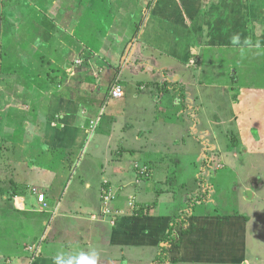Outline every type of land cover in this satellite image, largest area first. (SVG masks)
<instances>
[{
	"label": "crops",
	"instance_id": "obj_1",
	"mask_svg": "<svg viewBox=\"0 0 264 264\" xmlns=\"http://www.w3.org/2000/svg\"><path fill=\"white\" fill-rule=\"evenodd\" d=\"M198 16H202L200 23L195 22L194 17ZM218 20L230 23L232 32L225 36L215 25L223 24ZM261 22L264 24V0H0V49L10 47L18 62L13 69L17 85L14 93L10 92L16 99L7 101L16 102L13 104L16 111L7 109L3 116L26 119L16 121L15 125L1 124V131L5 129L7 136L10 134L7 143L22 147L25 153L23 158H15V162L8 161L15 166L10 176L9 170L14 168L5 169L9 181L19 186L21 196L1 201L3 208L14 214L17 229L15 225L12 229L19 231L23 240L38 237L41 240L46 234L44 252L47 255L49 251L47 256L50 257H42L36 264H58V261L81 264L82 260L91 261L95 257L124 255L125 244L140 238L163 246L160 240L170 219L157 227L153 222V217L157 216L152 212L153 206L147 216L136 220L130 211L124 214L118 198L106 201L105 206L112 203V209L122 211L124 216L120 218L113 212L109 216V212L104 211L108 213L106 216L101 208V183L107 180L118 197L130 185L129 176L132 178L124 171L126 160L129 161L126 153L142 157L134 159L130 165L142 164L145 160L143 164L152 172L157 168L151 160L155 159L154 154L165 152L161 149L162 140L180 138L184 143V132L187 138L199 144L196 156L213 160L218 169L227 161L239 160L236 152L226 154L221 148L223 142L213 131L215 123L205 122L201 117L203 106L197 105L195 100L198 91L200 89L204 98L215 85L212 82V85L197 87L198 73L203 71V68L198 70L202 60L199 50L232 49L239 56L238 50L248 52V48H258L260 54L253 56H262L264 44L260 45L262 40L259 41L262 29L258 28ZM253 25H257L254 30ZM185 31L196 34L194 43L184 39ZM80 33L89 39L88 44L80 43L83 54H88L85 57L74 53ZM234 37L239 38L237 43H233ZM88 46L105 50L104 56L90 58L93 53ZM25 54L30 55L32 61L41 58L38 59L41 68L25 60ZM120 54L122 57H116ZM76 56L82 57V64L76 61ZM246 60L248 58H244ZM51 61L54 65L43 66ZM176 75L175 80L181 84L172 86H182L181 89H165L164 85ZM113 80L121 85L123 97L107 100L109 95L104 87ZM186 85L190 86L187 93ZM3 86L4 90L8 88L0 77V93L9 95L3 91ZM261 95L264 96L261 86L225 88L224 97L231 105V119L238 131L242 129L245 133L255 129L257 132L258 124L263 126L264 108L253 107L256 114L251 115L247 103H258L257 96ZM7 102L5 108H8ZM92 121L95 122L93 127ZM256 132L251 133L256 135L254 140L243 139L242 142H247L243 145L244 153L263 158V147L257 145L260 135ZM15 136L17 141L13 143ZM145 137L149 139H143ZM223 137L229 139V135ZM88 162L93 166L89 167ZM207 173L209 176L210 172ZM76 175L83 191L74 187L72 192L81 198L82 193L92 189L95 193H92L91 203H64L61 195L55 202L57 194L65 192L70 179ZM41 193L49 205L47 209H41L37 201V194ZM245 199H250V195ZM97 203L98 210L94 211ZM81 209L85 211L80 213ZM33 217L35 223L31 222ZM12 229H0V234L13 232ZM198 229L193 228L192 234L200 244L209 233L201 237L203 227ZM83 230L86 235L79 234ZM52 242L53 247L61 245L57 249H66L68 253L52 255L49 250ZM30 244L25 243V246ZM146 244L151 246L149 241ZM113 246L117 248L113 250ZM169 247L178 250L179 242ZM156 255L149 257V264ZM167 256L169 263L176 261L175 257ZM215 258L219 259L216 255Z\"/></svg>",
	"mask_w": 264,
	"mask_h": 264
},
{
	"label": "rangeland",
	"instance_id": "obj_2",
	"mask_svg": "<svg viewBox=\"0 0 264 264\" xmlns=\"http://www.w3.org/2000/svg\"><path fill=\"white\" fill-rule=\"evenodd\" d=\"M183 3L186 4L185 2ZM190 18L189 16V19ZM194 18L197 23H200L202 20V16ZM218 21L222 22L221 20ZM207 23H209V19ZM222 23L223 24L215 25L220 27L224 32L223 34L226 36L232 32V30H230L232 25L227 21ZM215 25H213V27ZM256 26L253 25L252 29H256ZM258 28L262 29V34L259 35V41L262 40L260 45H263L264 24L262 22L259 23ZM96 29H98V25ZM61 35H63V33ZM196 37V34L193 32H184V39H189V41L193 43L196 41ZM77 38L80 40H76L77 50H75L74 53L83 54L80 43L88 44L89 39L81 33ZM71 41L74 40L72 39ZM87 49L89 52L93 53V56L90 58L103 55V51H105L96 50L94 47L90 48L89 46ZM260 50L261 49L258 48H248V52L238 50L239 56H237L236 51L232 49L207 47L199 50V56L202 60L198 70L203 68V71L198 73L200 79L196 81L197 87L199 89L200 86L212 85V82H214L215 85L214 88L208 89L204 94V98L200 95V89L198 91V97L195 100L197 105L203 106L201 117L205 122L209 121L211 124L215 123L216 127L213 128V131L219 137L218 139L223 142L221 148L226 150V154L236 152L239 155V160L227 161L224 163L223 168L221 167L218 169L216 167V162L213 160L209 161L208 159H202V157L200 158L202 155H200L199 158L196 156V148L200 146H198L199 144L195 142V140L192 141V139L187 138L184 132V143L180 142V138H176L175 140L167 136L165 140H162L160 145L161 149L165 152L163 155H159V153L154 154L156 157L151 160L152 164L154 163L153 165L157 168L155 169L153 167V173L151 172L152 174L148 177L145 175V172L149 171L151 168L143 164L145 160L142 164L134 162L130 165L134 159L141 160L142 157H138L136 153L135 155L126 153L125 155L129 157V161L128 159L126 160L124 171L131 175L132 178L129 176L131 183L123 192L119 193L118 197L113 187H109V199L111 198V200H113L118 198L123 205L124 214L130 211L137 217L136 220H139V217L134 211L136 204L146 205V202L147 204L155 202L152 212H156L157 216L153 217V222L157 227L163 225L166 219H171L170 221L174 224L176 222L186 221L184 226L178 225L176 230L179 249L176 250L173 248L174 251L171 250L169 244L167 245L169 248V253L167 252V254L170 258L175 257L176 261H171L170 263L165 261L163 264H264V155L263 158H257L244 153L245 148H243V145L246 146L247 142H242L243 139L254 140L256 135H251V133L256 132V130L253 129L245 133L242 129L238 131L234 121L231 119V105L224 97V90L227 87H231L233 90L236 86L264 87V55L257 56L258 59L253 56L260 54ZM113 55L115 56V53ZM122 55L123 54L119 56L116 55V57H122ZM24 56V59L33 62L35 67H40L38 65L40 63L38 62L39 58L32 61L30 55L25 54ZM85 56H88V54H83V57ZM81 58L82 57H75L76 61L80 64L83 63ZM244 58H248V60L245 62ZM40 60L41 58L39 61ZM17 64L18 62L10 47L7 49H0V77L4 79L8 86V88L4 90V85L2 89L9 93L7 96H3V93H0V189H2V191L0 190V229L3 230H11L14 225L17 229V222L14 219V214L10 209L3 208V203L1 201V199H9L8 192L13 193L11 182L9 181V177H7L5 169H9V167L14 168L9 170L10 176L13 171H15V166L8 161L12 159L13 162H15V158H19V156L23 158L25 154L22 151V147L19 148L18 145L7 143V137H9L10 134L8 133L7 136V133L4 132L5 129L1 131V124L8 125L9 123H13L15 125L16 121L26 120L16 115H13L15 117L11 115L10 118L3 116L4 111H7V109L16 111L15 107L13 108V104L16 102L11 103L7 101L16 99L13 95H10V92L14 93L15 85H17L15 82L16 75L13 71V69L17 67ZM224 64H229L230 66L227 65L225 67ZM51 65H54L52 61L47 62L43 66L47 67ZM230 67L231 69L228 71L227 68ZM118 69L119 68H117V70ZM2 70L3 72H1ZM176 77L177 75L168 81V83L164 85V88L173 91L180 90L182 86L179 88L173 87L174 85L181 84L180 81L175 80ZM102 84L104 86L106 85L105 82H102ZM111 84L106 88L104 87L107 93L110 90ZM185 87L187 93L190 86L186 85ZM183 89H185L184 86ZM23 90L25 89H22V91ZM238 91L240 92V90ZM122 97L123 90L121 97L109 96L107 100L119 99ZM257 99L259 100L258 103L251 101L247 102L250 105L249 111L251 115L256 114L253 112V107H259L260 109L264 108V96H257ZM5 102H7L8 108H5ZM102 109L100 110V116L103 114ZM243 113H245L244 110ZM171 116L173 120H176L173 115ZM258 125L259 127L256 133H259L260 140L256 142L257 145L263 147L262 149L264 151V123L263 126H260V124ZM171 132L172 134L175 133L172 129ZM246 134H248V136ZM228 135L229 139L223 137H227ZM235 136L238 137L239 140L236 139ZM15 138L16 136L13 139V143L17 141ZM143 139L149 138L145 137ZM153 139L155 140V138ZM150 140L154 141L152 139ZM224 142L226 143L224 144ZM44 157L47 158L46 156ZM87 164L89 167L93 166L92 162H88ZM55 165L57 164H52V166ZM138 169H140V173L136 171ZM194 170L196 172L195 174L193 173ZM217 171H219V174H216ZM207 172H210L209 176H207ZM14 175L15 180L18 181L19 178L17 173ZM70 180L71 183L69 186H66V191L61 194L58 193L55 202L59 200L61 195L64 203L69 201L72 202V204L83 202L91 203V200H93L92 193L95 192L91 189L88 192L82 193V197L80 198L78 194L76 195L72 192L74 187L78 188L81 192L83 191L78 175ZM92 188L96 189L93 185ZM30 189L32 190V187ZM16 191L14 197L21 196V192L19 190ZM45 191L47 192L46 189ZM248 194L250 195V199H245ZM100 200L102 213L108 211L109 216L111 212H113V214H118L120 218L124 216L122 211L112 209V203L106 207L105 201H102V198H100ZM6 202L9 201L6 200ZM38 202L41 209H47L49 207L44 197L42 200L39 199ZM99 202L98 199V203ZM98 203L95 204L94 211L98 210ZM80 211V213H82L85 210L81 209ZM103 214L108 216V213ZM212 215L215 217L214 219L211 217ZM31 222L35 223L36 218L33 217ZM111 224L114 225L115 223L112 222ZM202 227L203 229H201ZM193 228L201 229V237L203 233H209L210 237H205V239L200 241L201 246L194 239L192 234ZM12 230L13 232L8 234H0V260L4 261V264H16L17 261H19L18 264H36L38 259L50 257L47 256L49 251L47 255L44 252L47 249L46 242L48 241L46 234L41 240L38 237L36 240L30 241L23 240V235L19 231L18 233L15 229ZM85 232L86 230H83L79 234L86 235ZM154 236L155 233L153 234V237ZM136 240L137 241H130L125 244L124 255L112 254L111 256H106V258L95 257V264H149V257H153L159 252V246H155L153 240L150 241L146 238ZM148 241L151 246L146 244ZM160 242V245H164L163 241L160 240ZM25 243L31 244L25 246ZM56 243H58V241H56ZM56 246L57 247H53V242L49 244V250L52 255L64 252L68 253L66 249H57L61 247V245L56 244ZM116 248L117 247L113 246V250ZM80 251L81 250H79V252ZM70 252L72 251L70 250ZM215 255L218 256L219 259L215 258ZM1 257L3 259H1ZM75 260L77 261V259ZM151 264L158 263L152 262Z\"/></svg>",
	"mask_w": 264,
	"mask_h": 264
},
{
	"label": "trees",
	"instance_id": "obj_3",
	"mask_svg": "<svg viewBox=\"0 0 264 264\" xmlns=\"http://www.w3.org/2000/svg\"><path fill=\"white\" fill-rule=\"evenodd\" d=\"M236 139H238V137H236ZM140 169H138L136 171L138 173H140L141 172ZM150 174H151V170L145 172V175H147V177L150 176ZM105 181H106V183L102 182L101 186L110 187L109 182L107 180H105ZM10 182H11V186H12V189H13V193H9L8 192L9 199L15 196L14 194L17 192L16 190H19V186H17L16 183H14V181H10ZM0 190L2 191V189H0ZM1 191H0V193H1ZM197 199H201V198H197ZM154 205H155L154 202L151 203V204H146V205L145 204H136V208L134 209L135 214L138 217L147 216L148 213H149L150 208L153 207ZM170 220H169V223H168V225H167V227L165 229L163 237L161 239V241H163L164 245L159 247L160 248L159 252L156 255V257L153 259V262L158 263V264H163L165 261L169 260V258L167 256V245L168 244H170V245H172V244L177 245L178 244V240H177V236H176V229H177L178 225L184 226L185 223H186V221H180V222H176L174 224Z\"/></svg>",
	"mask_w": 264,
	"mask_h": 264
},
{
	"label": "built area",
	"instance_id": "obj_4",
	"mask_svg": "<svg viewBox=\"0 0 264 264\" xmlns=\"http://www.w3.org/2000/svg\"><path fill=\"white\" fill-rule=\"evenodd\" d=\"M108 95L112 96V97H121L122 96V88H121V85L119 84L118 81H115L111 84ZM91 124L93 127L95 122L92 121ZM103 182L106 183L105 180ZM108 190H109V187H106V186L105 187L102 186V188H101V198H102V201L103 200L105 201V203H106V201L111 200V198L109 199V196H108V194H110V191H108ZM43 197H44L43 194H38V196H37L38 201H39V199L42 200Z\"/></svg>",
	"mask_w": 264,
	"mask_h": 264
},
{
	"label": "clouds",
	"instance_id": "obj_5",
	"mask_svg": "<svg viewBox=\"0 0 264 264\" xmlns=\"http://www.w3.org/2000/svg\"><path fill=\"white\" fill-rule=\"evenodd\" d=\"M239 40L238 37H234L233 38V43H237ZM58 264H60V262L58 261ZM69 264H71V262H69ZM81 264H95V259H92L91 261H81Z\"/></svg>",
	"mask_w": 264,
	"mask_h": 264
}]
</instances>
